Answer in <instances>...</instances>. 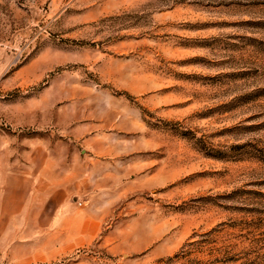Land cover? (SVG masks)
Instances as JSON below:
<instances>
[{
	"label": "rangeland",
	"instance_id": "374dc122",
	"mask_svg": "<svg viewBox=\"0 0 264 264\" xmlns=\"http://www.w3.org/2000/svg\"><path fill=\"white\" fill-rule=\"evenodd\" d=\"M47 135L110 216L66 255L0 230V264H264V0H0V169Z\"/></svg>",
	"mask_w": 264,
	"mask_h": 264
},
{
	"label": "crops",
	"instance_id": "0c3cea01",
	"mask_svg": "<svg viewBox=\"0 0 264 264\" xmlns=\"http://www.w3.org/2000/svg\"><path fill=\"white\" fill-rule=\"evenodd\" d=\"M48 137L31 136L21 154L5 159L0 169V230L31 231L29 244L35 248L37 233H46L48 255H66L96 239L110 216V204L102 206L96 199L109 196V191L103 174H97L96 160L87 153L92 148ZM116 248L111 246L112 251Z\"/></svg>",
	"mask_w": 264,
	"mask_h": 264
},
{
	"label": "built area",
	"instance_id": "2783aa9c",
	"mask_svg": "<svg viewBox=\"0 0 264 264\" xmlns=\"http://www.w3.org/2000/svg\"><path fill=\"white\" fill-rule=\"evenodd\" d=\"M80 205V204H79Z\"/></svg>",
	"mask_w": 264,
	"mask_h": 264
}]
</instances>
